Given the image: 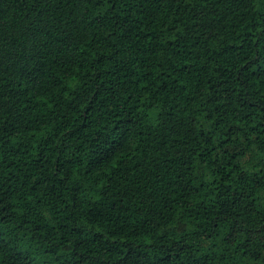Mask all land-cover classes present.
I'll list each match as a JSON object with an SVG mask.
<instances>
[{"label": "trees", "instance_id": "trees-1", "mask_svg": "<svg viewBox=\"0 0 264 264\" xmlns=\"http://www.w3.org/2000/svg\"><path fill=\"white\" fill-rule=\"evenodd\" d=\"M0 264H264V0H0Z\"/></svg>", "mask_w": 264, "mask_h": 264}]
</instances>
